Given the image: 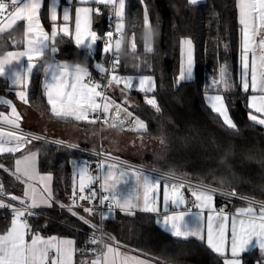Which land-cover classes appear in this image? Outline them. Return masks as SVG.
Wrapping results in <instances>:
<instances>
[{"label":"trees","instance_id":"16d2710c","mask_svg":"<svg viewBox=\"0 0 264 264\" xmlns=\"http://www.w3.org/2000/svg\"><path fill=\"white\" fill-rule=\"evenodd\" d=\"M145 6L151 30L144 26ZM99 8L100 14L94 13L93 17V27L101 38L96 51L89 54L88 49L78 46L70 28L71 35L57 36L54 46L58 51L54 59L85 66L96 77L104 80L96 62L100 61L106 69L110 64L111 52L103 51L102 35L112 30L114 14L111 7L99 5ZM124 12V31L119 37L121 48L117 53L120 63L116 72L123 75H153L157 86L148 93L139 89H124L123 86L108 88V95L128 108L134 116L141 118L147 125V131L112 127L108 123L103 124L102 128L109 126L130 135H141L148 141H156L157 146L143 161L132 159L124 152L117 155L148 167L264 200V125L249 119L250 92L243 90L240 81L241 25L237 0H205L194 5L189 4L188 0H125ZM40 16L45 27L51 29L47 0L44 1ZM24 28L21 22L12 30L0 34V55L24 46ZM186 36L190 37L194 47V77L177 83L182 61L181 41ZM133 37L135 51L131 49ZM146 41L153 51L145 52ZM52 59L53 54L46 52L38 62L43 67L33 70L27 91V105L48 119L90 128L94 134L90 131L91 135L96 137L97 123L59 119L51 115L43 85L44 69ZM221 66L227 68L225 78L230 84L227 90L224 84L212 83L213 80H220ZM112 69L113 63L109 73ZM8 88L7 81L0 77V92ZM207 92L224 96L236 130L226 127L222 118L207 104ZM153 96L160 107L159 113L146 104V97ZM125 100L126 104L123 103ZM78 143L97 147V142ZM29 150L38 152L40 171L52 174L55 201L51 207L37 208L36 214L28 217L29 225L34 232L44 236L74 238L76 264L91 261L95 257L92 249L97 253V245L90 242L89 234L98 230L85 225L67 207H61L72 205L74 184L79 189L75 170L76 160L82 154L33 139L24 146L22 152L0 154V164L14 170L16 158ZM0 177L12 195L23 194L24 184L9 172L0 169ZM216 196L219 201H224L222 196ZM234 203L246 204L241 201ZM83 209L73 208L79 216L100 225L98 210L94 209V213L89 215ZM10 219V209H0V231L9 224ZM101 223L109 242L147 256L156 264H224V256L213 252L204 241L177 238L164 231L157 224L153 213L136 211L129 215L118 208L114 216L101 219ZM241 258L242 264L264 263V256L258 250L244 252Z\"/></svg>","mask_w":264,"mask_h":264},{"label":"snow or ice","instance_id":"6c2138e0","mask_svg":"<svg viewBox=\"0 0 264 264\" xmlns=\"http://www.w3.org/2000/svg\"><path fill=\"white\" fill-rule=\"evenodd\" d=\"M80 4H96L105 7H111L115 17L120 21L116 25V32L124 31V8L125 0H78ZM189 4H196L197 0H188ZM58 0H51V16L52 30L51 35L46 32L40 22L39 13L42 6V0H0V34L10 31L18 23L25 24L24 37L25 47L20 51H8L3 57H0V77H6L11 80L14 86H27V77L33 70L43 65L38 62L42 60L45 53L53 54V60L48 64L45 71L44 95L47 97V104L51 106V115L59 119L74 118L76 121H86L91 124L99 122V116L102 113L104 123H107L108 115L112 108H115V116L113 117L112 127L116 126L115 121L120 124L125 123V119L132 120L135 124L133 131H147V125L139 117H135L132 112L128 111L123 104H115L110 97L103 91L104 88H111L113 85H123L124 89L131 90L138 80L139 90L148 93L154 91V80L151 76L140 77H121L116 74V68L119 66L120 60L118 52L121 48V39H116L115 48L112 46L113 32L106 33L107 42L104 45L105 53H113V69L112 74L108 75V69L103 65H96L101 74L107 80V84L100 83L88 84L84 82V78L90 76L87 68L80 64L69 67L66 63H60L54 59L58 49L54 46L57 36L63 34L71 35L69 29L70 10H63L64 24L57 27L56 21ZM239 9V24L241 27V85L245 92L251 89L254 93L261 95H253L250 100L249 107L255 109V112L264 115V0H237ZM100 8L77 7L75 9V40L78 46L86 48L91 54L93 45L97 39H101L95 32L90 31L91 16L93 13L99 15ZM83 14V16H82ZM82 19L86 36L82 35ZM144 26L151 30L147 7L144 12ZM258 38V39H257ZM182 45H187L188 59L185 67L183 61L181 63L180 75L177 83L183 80H189L193 76V59H192V41L185 39L181 41ZM131 49L135 51L136 44L133 37ZM153 51L150 44L145 42V52ZM259 52V55H257ZM26 61V62H25ZM36 61V63H34ZM146 66V65H145ZM227 75V68L221 66L220 80H213V84H224L227 90L230 87ZM146 85H148L146 87ZM123 90V89H122ZM16 95L24 103H28L27 95L24 91H18ZM212 110L222 118L223 124L233 130L237 126L230 118L228 107L225 104L224 96L215 95L206 97ZM102 100L103 104L98 103ZM0 103L11 104V101L0 97ZM124 104L127 103L125 100ZM146 104L151 105L156 112H160V107L153 96L146 97ZM12 114L15 119L4 117L0 113V118L5 123L15 128H19L17 121L21 119L15 106H12ZM92 114L93 118H89ZM123 115L124 119H121ZM249 119L260 125H264V118L257 115H249ZM22 141L24 143H22ZM25 136L17 134V132H6L0 129V154H14L22 152L26 143H30ZM163 142V141H162ZM103 167V164L98 165ZM0 169L9 172L15 179L23 184L25 188L22 196L8 195V199L15 203H6L3 191V184L0 182V209H10L11 219L9 224L0 231V264H73V257L76 254L75 242L71 239H62L56 236L45 238L38 232H34L28 223V217L36 214L35 210L41 206L54 203L53 193L48 182L52 180L51 174L40 175L37 170V154L30 153L23 155L15 160L14 170L4 168L0 164ZM79 173V189L73 186V199L68 211L76 216L85 225L100 230V225L91 223L84 216H79L73 210L75 198L79 194L81 201H92L96 198V191L90 189V195H83L86 187L94 182L101 181L104 192L109 193L100 198V204L111 201L108 205L109 211L113 206L121 211L133 215L134 209L140 211L157 213V223L169 231L177 238L187 239L189 237H197L204 240L202 221L203 210L209 209L207 215V245L215 253L220 256H227L230 251L231 258H225L224 264H241V253L248 251L250 248L258 247L260 252L264 254V201H256L254 199L247 200V207L236 210L231 217V232L228 233L229 215L224 209L216 211L213 205L214 190L192 191L195 197L194 207L200 209L199 212L193 213L191 209L188 211H170V204L179 209L181 205H185L186 201L180 189L184 188L182 182L172 183L170 188L168 184L163 189V212L158 206V195L160 187V179L153 178L150 174H146L143 170H134L131 172L120 168L118 164L108 165L107 172L101 178L93 176L89 173L88 166H78ZM124 177H134L135 187L125 190L121 185H128V179ZM143 188V207H139L140 200L137 189ZM127 191L126 195L118 194ZM227 195L236 196L233 190ZM84 212L92 215L94 209L86 207ZM191 217V219H189ZM107 216L101 213V219ZM255 240V243L253 241ZM92 244L98 243L96 239H91ZM95 256L91 261L82 262V264H128L130 260L135 264H146L143 260H136L135 257L121 258L119 248L107 245L106 251L97 254L92 249Z\"/></svg>","mask_w":264,"mask_h":264},{"label":"crops","instance_id":"0c3cea01","mask_svg":"<svg viewBox=\"0 0 264 264\" xmlns=\"http://www.w3.org/2000/svg\"><path fill=\"white\" fill-rule=\"evenodd\" d=\"M44 1L45 0H42L41 9L44 6ZM51 6H52L51 5V0H47V14H48L49 19H50V16H51ZM77 7H90V8L95 9V8L99 7V5L92 4V3H90V4H80L78 2V0H58V4H57L58 19L56 21L57 27L59 28V27H61L64 24V21H63V10L65 8H68L70 10V17H71V19L69 21V29L72 28V34H73L74 40H75V9ZM41 9H40V12H41ZM112 13L114 14V11H112ZM238 14H239V9H238ZM82 16H83V14H82ZM93 17H94V13L91 16L90 31L95 32L97 34V36L99 37V33L93 27ZM39 18H40V22H41L44 30L46 32H48L49 35H51L52 26H51V29L48 30L45 27V25H44V23L42 21L40 13H39ZM24 27H25V24H24ZM82 35L83 36L87 35V33L84 31L83 19H82ZM99 40L100 39H97L96 42L94 43L93 49L91 50L92 52L96 51ZM241 40H242V36H241ZM241 40H240V42H241ZM25 43L26 42L24 41V46L22 48L7 50L6 52L2 53L0 55V57H3L8 51H20V50H23L24 47H25ZM257 55H259V52H257ZM52 60H50L46 64V66L48 64H50L52 62ZM56 61H58L60 63H66L67 65H69V67H71L72 65L76 64V63L68 62V61H62V62L59 61V60H56ZM239 62H240V81H241V70H242L241 48H240ZM34 63H36V61H34ZM82 67H85V66H82ZM88 71H89V69H88ZM89 73H90V71H89ZM1 78H3L5 81H7L8 85H9V88L6 89L3 92H0V97H3L5 100L11 101V104L0 103V113H3L4 117H7L9 119H15V117L12 114V106H15L16 111L19 113V115L21 117V119H19L17 121V123L19 124V128H16L17 129V131H16L17 134L25 136L26 139L30 140V141H31L32 137L28 136L29 132H32L34 134L35 133H41L43 135H55V136L58 135L60 137L63 136V137H66V138H70L71 140L76 141V142H81V141H85V142H88V143L98 142V137H99L98 127L96 129L97 130L96 137L92 136L94 134H93L92 130H90V128L82 127V126H79V125H77V126L70 125V124H68V123H66L64 121L48 119L45 116H43L40 113H38L35 110H33L30 106L27 105V103H24L23 101H21L19 99V97L16 95V93L18 91H24L26 93V95H27L28 88H29V86L31 84V81H32V74L29 77H27V86L26 87L23 86V85L14 86V85H12L11 80L7 79L6 77H1ZM84 82L88 83V84H92V82H89V81L86 80V77L84 78ZM120 86H123V85H120ZM133 89H136V88H133ZM248 91L250 92L249 96H248V105H249L250 102H251L250 98L253 95H261V93H254L251 89H249ZM215 95H222V94L221 93H217V92H207L205 94V100H206L207 104L210 107H211V105L209 104V102L206 99V97L215 96ZM98 103H100L99 100H98ZM50 109H51V106H50ZM250 110H251L250 114L257 115L259 118H264V115L255 112V109L250 108ZM69 119L75 120L74 118H69ZM104 127L105 128L101 127V142H102V145L104 147V152H106L110 156L109 159L106 160V162H104L107 166L111 165L110 163H114V164H118V165H121V166L134 168L136 170H143L144 173L150 174L153 178H159L160 179V187H159V195H158V206L160 207L161 212H163V189H164V185L168 184L169 188H170L172 183L182 182L185 186H184V188L180 189V191L183 194L186 203H185V205H181V207L179 209L175 208L174 206H172L170 204L169 210L170 211H188L189 209H191V211L193 213L200 211V209L194 207V203L196 201L193 204L190 203L189 195L192 196V191H201V190H205V189H202L199 186H194L193 184H191L187 180H184V179H181V178H175V177H171L170 178V177H167V176L162 175L160 173L158 174L157 172L148 171V168H147L148 166L143 164V163H141V162L130 161V160H126L124 158L115 156V155H117L119 153H122V152L125 153V147L127 145H129L130 143L133 144L132 140L134 138H136V137H139V136L137 134H134V135H130L129 134L128 135V132H126V131L113 129V128L109 127V126H104ZM134 128H135V124L133 122L132 129H134ZM0 129H3L4 131L9 132V131H13L12 129H15V128L13 126H11V125H8L7 123H5L3 121L2 118H0ZM90 131L92 132V135H91ZM140 137H143V136L140 135ZM142 141H143V139H142ZM22 143H24V142L22 141ZM30 153L37 154V170H38L39 174L40 175L51 174V173H46V172H41L40 171V169L38 167V152L36 150H29L28 152L24 153L23 155H28ZM125 154H127V153H125ZM23 155H21V156H23ZM127 155H130L132 159H135V160H138V161H143L141 159L135 158L133 156V151L132 150ZM21 156L17 157L16 159L21 158ZM107 170H108V168H107ZM51 176H52V174H51ZM48 183H49L51 191H52L53 176H52V180L50 182H48ZM77 184L79 185V183H77ZM133 187H135V178L134 177H132V183L129 185V187L128 188L125 187L124 189L128 190V189H131ZM24 188H25V184H24ZM137 191H138L139 196H140V200L138 201V205H139V207L142 208L143 207V188L139 187L137 189ZM118 194L126 195L127 191H125L123 193H118ZM22 195H20V196H22ZM192 197L195 199L194 196H192ZM13 203H15V202H13ZM52 205H53V203H51V206ZM213 205H214V208H215L216 211H219L220 209H224L225 212L229 215L228 233L227 234L230 237L231 217L236 213L237 209L242 208V207H247L248 205L247 204L230 203L228 206H225L224 201L223 200L219 201L215 194H214V199H213ZM51 206L44 205V206H41L39 208H45V207H51ZM133 211L135 213L136 211H140V210L139 209H134ZM115 213H116V210H114L113 208H112L111 211H109L108 208H106L104 210V214H106L107 217H112V216L115 215ZM153 214L156 216V221H157V218H158L157 217V213H153ZM208 214H209V209H204L203 213H202V216H203L202 228H203V235H204L205 239L201 240V239H198L197 237H189V238L198 239L200 241H204L207 244L206 237H207V215ZM189 219H191V217H189ZM157 224L164 231H166L169 234H171L169 231H167L162 226V224H160V223H157ZM42 236H44V235H42ZM50 236H56V237H59V238H62V239H71V240H73L75 242L74 246H75V248L77 250L76 241H75L74 238L67 237V236H57V235H48V236H44V237L47 238V237H50ZM253 243H255V240L253 241ZM107 245H112L114 248L118 247L119 251H120L121 258H123V257H135L136 260H143V261L146 262V264H156V262L153 259H151V258H149L147 256H144V255L135 253V252H133V251H131L129 249L123 248V247L119 246L118 244H116L114 242H108ZM107 245H106V247H107ZM106 247H105V251H106ZM253 250H258L259 254L264 256V254H262L260 252L258 247L250 248L246 252L253 251ZM76 254H77V251H76ZM76 254L73 257V264H76ZM242 254L243 253H241V255ZM225 258H231L230 257V251L227 253V256H224V260H225ZM240 259H241V264H242L241 256H240ZM128 264H135V261L130 260L128 262ZM261 264H264V263H261Z\"/></svg>","mask_w":264,"mask_h":264},{"label":"built area","instance_id":"2783aa9c","mask_svg":"<svg viewBox=\"0 0 264 264\" xmlns=\"http://www.w3.org/2000/svg\"><path fill=\"white\" fill-rule=\"evenodd\" d=\"M116 19L117 18L115 17V14H114L113 18H112L113 24H112V30H111V32H113V39L111 41L113 49L115 48L116 39H119V37H120V35L115 31L116 25H117ZM102 41H103V45H105V43L107 42L106 34L102 35ZM112 61H113V53L111 52L110 64L107 67L108 75H110L109 71L112 67ZM86 80L89 82H92V83H100L101 85L107 84L106 79L101 80L100 78L96 77V75L92 72H90V76L86 77ZM103 91L106 93L107 96H109L108 95V88H104ZM110 99H111V101H114L115 104H119L116 100L112 99L111 97H110ZM99 101L101 104H103L102 100H99ZM128 111H130V110L128 109ZM114 116H115V108H112L109 115H108V120H107L108 124H110V125L113 124V122H114L113 117ZM89 118L90 119L93 118L92 114H90ZM121 119H124L123 115L121 116ZM115 123H116L115 127H118V128H132L133 127V121L128 120V119H125L124 124H120L119 121H115ZM103 124H105L104 123V116L101 113L99 116V122L97 123V127L99 130L98 131L99 137H98L97 147H94V148L80 144V143L73 141V140H70V139H64V138L53 136V135H43L41 133H35L34 134L32 132H29L28 136L32 137L31 141L33 139L34 140H43V141L48 142V143H52L55 145L65 147V148L70 149V150L80 152L82 154V156L76 160L77 168H78V166L87 165L88 170L91 174H93L94 176H100L102 178L103 167H98V165L104 164V162L106 160H108L110 157L106 152H104L103 145L101 142V127ZM147 168H148V171L161 173L162 175H165V176L170 177V178L175 177V178H181V179L187 180L188 182H190L194 186H199L205 190H214L215 195H220L224 198L225 206H228L230 203H234L235 201H241V202L245 203V202H247L248 199H254L256 201H264V200H260L258 198H255V197H252L249 195L238 193L236 191H235L237 193L236 196L227 195V193H231L232 190H227V189L216 187V186H213L210 184L202 183V182L193 180L191 178H187V177L184 178L183 176L175 175V174H172L169 172L158 171L155 169H150L149 167H147ZM77 179L79 180V176H77ZM0 182H2L3 191L6 194L4 199H8L7 198L8 195H11V194L6 190L4 181L1 177H0ZM101 185H102V179H101V181L94 182L90 186L86 187L85 192L83 193V195H90V189H94L96 191V198L94 200H92L90 202L89 201H81L79 199V194H78L77 197L75 198V205L73 206L75 208L91 207L95 210H98V212L100 214V230H98L96 232H90V234H89V240L90 241H91V239H96L98 241V243H96L97 254L103 253L105 251V247H106L107 243L109 242L105 236L104 231H103V226L101 223V213H104V210L106 208H108V205L111 203V201H106L103 205L100 204V198L103 195H106V192L103 191ZM77 192H78V190H77ZM189 201L191 204H193L195 202V199L191 195H189ZM113 209L117 210L118 208H115L113 206Z\"/></svg>","mask_w":264,"mask_h":264},{"label":"rangeland","instance_id":"374dc122","mask_svg":"<svg viewBox=\"0 0 264 264\" xmlns=\"http://www.w3.org/2000/svg\"><path fill=\"white\" fill-rule=\"evenodd\" d=\"M202 1H205V0H197V3L199 2H202ZM112 10H110L111 12ZM116 22L119 23L120 21H118V19H116ZM123 24H124V20H123ZM116 31V30H115ZM118 33V32H117ZM119 35H121V33H118ZM185 39H190V37L186 36L184 37L182 40H185ZM192 41V40H191ZM187 59H188V52H187V45H182V61L185 65V67L187 66ZM192 59H193V76L192 78L194 77V47H193V43H192ZM181 61V63H182ZM103 65L102 63H100L99 61L96 62V65ZM104 66V65H103ZM105 68V66H104ZM112 74V71L110 72V75ZM117 75L121 76V77H128V76H132V77H140V76H151L153 77V80H154V89L156 88L157 86V80L155 78V76L153 75H134V74H126V75H123V74H120L118 72H116ZM109 75V76H110ZM180 75V74H179ZM179 77V76H178ZM134 84L135 86L133 88H136V89H139V83H138V80L137 81H134ZM113 86H116V85H113ZM148 85H146L147 87ZM132 88V89H133ZM10 128V127H9ZM15 128V127H14ZM14 132L17 131V129H13ZM129 135V134H128ZM143 139V141H142ZM132 143L133 144H129L125 147V153H130V151L132 150L133 151V156L135 158H138V159H141V160H146V156L149 152H151L156 146H157V142L156 141H148L146 139H144L143 137H136L132 140ZM117 157H121L119 155H115ZM123 158V157H121ZM106 162V161H105ZM108 164V163H107ZM110 164H114V163H110ZM121 169L125 170V171H128V172H131V171H134L136 169L134 168H129V167H126V166H121L119 165ZM107 168L108 166L104 163L103 164V171H102V177L103 175L107 172ZM150 169H155V170H158V171H162L160 169H156V168H152V167H149ZM75 175H76V180H77V176L79 175L78 173V168H77V163H76V170H75ZM90 173V172H89ZM78 174V175H77ZM91 174V173H90ZM159 174V173H158ZM161 174V173H160ZM93 175V174H91ZM94 176V175H93ZM185 178V177H184ZM122 179H128L129 180V184L128 185H121L120 187L122 188H125V187H129V185L132 183V177H124ZM167 180V179H166ZM77 183H79V180H77ZM109 193L106 192V195H108ZM262 200V199H260ZM6 203H9L7 200H5ZM247 204V202H245ZM71 206V205H69ZM68 208V207H67ZM74 208V207H73ZM95 257H93L92 259H94ZM261 264V263H259Z\"/></svg>","mask_w":264,"mask_h":264},{"label":"bare ground","instance_id":"6f19581e","mask_svg":"<svg viewBox=\"0 0 264 264\" xmlns=\"http://www.w3.org/2000/svg\"><path fill=\"white\" fill-rule=\"evenodd\" d=\"M10 193V192H9ZM11 194V193H10ZM12 195V194H11Z\"/></svg>","mask_w":264,"mask_h":264}]
</instances>
